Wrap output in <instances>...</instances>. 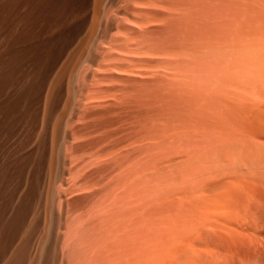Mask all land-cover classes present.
<instances>
[{
	"label": "rangeland",
	"instance_id": "374dc122",
	"mask_svg": "<svg viewBox=\"0 0 264 264\" xmlns=\"http://www.w3.org/2000/svg\"><path fill=\"white\" fill-rule=\"evenodd\" d=\"M256 1L240 0L239 15L243 28L239 48L242 53L236 50L233 56L228 29L217 28L210 15L203 21L199 13L198 21L196 14L186 16L184 21L180 19L183 25L178 23V28L177 23L174 27L170 23L180 44L196 48L192 56L187 53L182 57L181 66L185 67L182 70H186L188 64L193 71L200 67L208 69L202 78L200 73L191 72L190 79H178L176 84L180 85L178 89L177 85L174 88L178 90L177 102L180 103L175 102L178 106L176 108L174 104L170 115L171 111L166 109L167 100L166 110L152 103L163 86L161 75L166 73L163 65L167 59L145 53L140 44L144 32L142 23L147 24L148 31L155 30L153 34L165 32L164 24H158L163 29L159 31L161 27L159 29L155 22L149 23L165 14V9L152 7L156 6L153 0H0V264H68L71 252L78 251L79 238L84 239L75 234L84 223L83 215L89 209L92 211L99 206L101 210L100 207L113 205L122 192L126 211L124 254L129 250L131 254V257L128 253L124 255V264H151L150 254L141 246L147 241L155 247L165 244L164 238H154L158 222L162 231L173 228V239L177 240L172 251H166L162 264H184L187 258L193 259L192 264H264V216L261 213L262 210L264 213V0ZM146 3L153 5L149 7ZM248 21L251 23V39H247L245 23ZM188 55L198 56V62ZM199 58L204 62L203 66ZM206 66L213 68L209 70L210 67ZM219 70H226L235 86H220L219 80L225 74H217ZM234 90L239 94H228ZM217 99L226 105L238 106L240 121L244 120L242 113L248 111L254 130L251 134L253 139L250 140V134L243 130L228 132L224 140L219 137V130L212 129L213 119L220 121L223 114L229 117L233 109L220 107L219 113ZM189 102L194 104L191 119L195 120L196 126L192 129L194 132L191 130L192 133L188 134V142L172 146L165 138H143L146 120L152 112L162 109L163 115L167 111L175 124L179 116L183 117L184 112L192 108ZM185 106L190 107L185 110ZM196 110L201 115L205 111L203 119L199 118ZM211 117L213 119L210 120ZM203 127H208L204 133L200 132ZM258 131L263 135L257 134ZM221 140L227 142L226 145H221ZM172 147L173 151H169ZM149 150L153 156L147 154ZM161 153L163 156H159ZM224 153L230 154L226 157L222 156ZM149 158L157 163L151 166ZM184 180L187 182L181 186ZM231 180L240 181L244 188L229 203L222 195L221 186L233 183ZM251 186L252 193L249 192ZM215 188L218 191H212ZM179 198H185L183 206L174 202ZM188 200L189 204L186 203ZM260 204L263 209H256ZM95 209L93 212L99 210ZM163 219H166L165 223ZM147 233L153 238H147ZM128 237L130 242L126 243ZM69 240L75 247L72 251H69ZM167 255L169 261H166Z\"/></svg>",
	"mask_w": 264,
	"mask_h": 264
},
{
	"label": "bare ground",
	"instance_id": "6f19581e",
	"mask_svg": "<svg viewBox=\"0 0 264 264\" xmlns=\"http://www.w3.org/2000/svg\"><path fill=\"white\" fill-rule=\"evenodd\" d=\"M134 1V0H133ZM144 1H146V0H144ZM251 2H252V0H251ZM255 2H258V1H256L255 0ZM154 5H156L155 7L154 6H152L151 4H148V3H146V4H148V6L149 5H151L153 8H156V9H159V7L161 8V10L162 9H165L166 10V12H165V10H164V12L163 13H165V14H161L162 16H160L159 15V17H157V18H154L153 20H150L149 21V23L150 22H155L157 25L159 24H161L162 23V25L164 24V30H165V32L164 31H161V30H163L162 29V25L161 26H159L158 25V28L159 27H161V29L159 30V29H157V30H159V31H161L162 33H160V34H153L154 32H152V31H155V30H152L151 32L150 31H148V27H147V24L146 23H142V28H143V30H144V32L142 33V36H143V38L141 39V37H140V44H142V51H144L145 53H147V54H150V55H154L153 57H155V56H158V57H164L165 59H167L166 60V62H165V65H163L164 66V68H165V70H166V73L165 74H162L161 76H162V82H163V86H162V88H158L159 89V91H158V93H157V95H155L156 96V99L154 100L155 102H152V103H155L157 106H159V107H163V109L164 110H166L167 109V111H171L170 112V115L171 114H173V106H174V104H175V106H176V103H180V102H177V99L179 100V98H178V90L176 91V89L174 88L176 85V87H177V89H178V86L180 85L179 83V85L178 84H176L177 83V81H178V79L180 78V77H182V78H185V79H187L190 75H192L191 74V72L194 74V72H195V74H201V78H202V76L206 73V71L208 72V69L206 70V68H202V67H200L197 71H193V70H190V66L191 65H189L188 64V68H186V70L184 69V70H182V68H185V67H183L184 65H182L181 66V64H182V57L185 55H187V53L188 54H190L191 56L193 55V53L194 52H196V48L195 47H189V46H187L186 44H180V42H178V39H177V36L176 35H174L173 34V27L176 25V23H177V28H178V23H180L181 24V20L183 19V21H184V19L186 18V16H195V14L197 15L196 17H197V21L200 19V18H202V21L203 20H205L206 18L205 17H207V15H210V17L213 19V21L215 22V26L217 25V28L218 27H223V28H225L226 30L228 29V33H229V36H230V40H231V42H232V56L235 54V52H236V50H240L241 51V53H242V49L241 48H239V44H240V37H241V32H242V23H241V20H240V15H239V6H240V0H160V2H159V0H153V2H152ZM262 3V2H261ZM260 3V4H261ZM131 4V3H130ZM139 5V4H138ZM242 5H243V3H242ZM249 5V4H248ZM263 5V4H262ZM141 6H143L142 4H141ZM146 6V5H145ZM147 6V7H148ZM151 6H149V7H151ZM138 8V7H137ZM141 8V7H140ZM139 8V9H140ZM262 9V8H261ZM159 11V10H158ZM168 11V12H167ZM241 12V11H240ZM150 13V12H149ZM166 13H168V14H166ZM198 13H199V16H201L199 19H198ZM138 15V14H137ZM149 16V15H148ZM157 16V15H156ZM181 16H182V18H181ZM259 16V15H258ZM195 17V18H196ZM181 19V20H180ZM192 19V18H191ZM255 20V19H254ZM142 21V20H141ZM189 21V20H188ZM187 21V22H188ZM201 21V22H202ZM186 22V23H187ZM259 22V21H258ZM148 23V24H149ZM155 23L153 24V25H155ZM172 24V26H171V24ZM193 23V22H192ZM194 23H196V22H194ZM181 25H183V23L181 24ZM181 25H180V27H181ZM166 26V27H165ZM185 26H187V25H185ZM203 26V25H202ZM201 26V27H202ZM245 26H246V30H247V34H248V36H247V39L248 38H250L251 39V23H249V21L248 22H246L245 23ZM179 27V28H180ZM219 28V29H220ZM145 29H147L146 31H145ZM184 29V28H183ZM183 29H180V30H182V32H184V30ZM187 29V28H186ZM190 29V28H189ZM149 30H150V28H149ZM156 30V31H157ZM179 30V31H180ZM222 30H224V29H222ZM188 31V30H187ZM199 31V30H198ZM197 31V32H198ZM202 31V30H201ZM208 31V30H207ZM220 31V30H219ZM186 32V31H185ZM200 32V31H199ZM175 33V32H174ZM180 33V32H179ZM195 33H196V31H195ZM204 33H206V32H204ZM183 34V33H182ZM201 34V33H200ZM124 35V34H123ZM139 35H141V34H138V36ZM183 35H185V34H183ZM183 35H181V36H183ZM191 35V34H190ZM194 35V34H193ZM197 37H198V35L197 34H195ZM218 35V34H217ZM223 35V34H222ZM126 36V35H125ZM137 36V35H136ZM137 36V37H138ZM202 36V35H201ZM220 36V35H219ZM185 37V36H184ZM223 37V36H222ZM135 37H133V39H134ZM219 38V37H218ZM224 38V37H223ZM246 38V37H245ZM132 39V40H133ZM195 39V38H194ZM221 39V38H220ZM136 40H138V39H136ZM209 40V39H208ZM126 41V40H125ZM139 41V40H138ZM138 41H137V44H138ZM191 41V40H190ZM195 41V40H194ZM199 41H200V38H199ZM209 41H211V40H209ZM225 41V40H224ZM248 41V40H247ZM134 42V41H133ZM197 42V41H196ZM221 42H223L222 40H221ZM250 42V41H249ZM256 42V41H255ZM135 43V42H134ZM133 44V43H132ZM197 44V43H196ZM216 44H217V42H216ZM219 44V43H218ZM136 45V44H135ZM241 45H243V44H241ZM240 45V46H241ZM247 45V44H246ZM208 46V45H207ZM216 46V45H215ZM214 46V47H215ZM220 46V45H219ZM198 47H199V45H198ZM202 47V46H201ZM222 47V46H221ZM206 48V47H205ZM239 48V49H238ZM253 48V47H252ZM141 49V48H140ZM202 49V48H201ZM204 49V48H203ZM211 49V48H210ZM216 50V49H215ZM222 50V49H221ZM220 50V51H221ZM141 51V50H140ZM219 51V50H218ZM219 51V52H220ZM208 52V51H207ZM218 52V53H219ZM237 53V52H236ZM138 54V53H137ZM240 54V53H239ZM213 55V54H212ZM144 56H146V55H144ZM151 56V57H152ZM178 56L180 57L179 59H178ZM184 56V57H185ZM189 56V55H188ZM241 56V55H240ZM147 57V56H146ZM190 57V56H189ZM214 57V56H213ZM156 58V57H155ZM192 58H194V60H196V63L198 62L197 61V58H198V56H197V58L196 57H190V59H192ZM225 58V57H224ZM144 59V58H143ZM151 59V58H150ZM189 59V58H188ZM256 59V58H255ZM199 60H200V58H199ZM220 60V59H219ZM154 61V60H153ZM152 61V62H153ZM187 61V59L185 60V62ZM148 62V61H147ZM189 62V61H188ZM187 62V63H188ZM195 62V61H194ZM194 62H193V64H194ZM223 62H226V61H223ZM233 62H234V60H233ZM232 62V63H233ZM243 62V60L241 61V63ZM144 63H146V62H144ZM158 63H159V61H158ZM160 63H161V61H160ZM196 63H195V65H196ZM235 63V62H234ZM238 63V62H237ZM240 63V62H239ZM133 64V63H132ZM140 64V63H139ZM142 64V63H141ZM183 64H184V61H183ZM186 64V63H185ZM202 64H204V62H202L201 60H200V65H202ZM206 64V63H205ZM219 64V63H218ZM231 64V63H230ZM195 65H192V67L193 66H195ZM264 65V64H263ZM203 66V65H202ZM114 67V66H113ZM155 67H157V66H155ZM196 67H197V65H196ZM195 67V68H196ZM205 67V66H204ZM206 67H208V66H206ZM210 67V69L209 70H211L213 67L212 66H209ZM208 67V68H209ZM212 67V68H211ZM243 67H245V66H243ZM164 68H162V69H164ZM139 69V68H138ZM155 69V68H154ZM162 69H160V71L162 70ZM120 70V69H119ZM145 70V69H144ZM147 70H150V69H147ZM158 69H156V71H157ZM217 70V69H216ZM151 71V70H150ZM155 71V70H154ZM153 71V72H154ZM215 71V70H214ZM228 71H230V70H228ZM240 71H242V70H240ZM163 72V71H162ZM137 73V72H136ZM190 73V74H189ZM220 74V73H224L225 74V77L223 78H221L220 80H219V83H220V86H222V87H224V86H228V85H234L235 86V83H234V81H232V83L230 82V80L232 79L231 77V79L229 80V77H228V74L229 73H227L226 72V70H223V71H221V70H219L218 72H217V74ZM147 74V73H146ZM152 74V73H151ZM211 74V73H210ZM215 74V73H214ZM213 74V75H214ZM148 75V74H147ZM153 75V74H152ZM207 75V74H206ZM212 75V76H213ZM151 75H149V77H150ZM154 76V75H153ZM158 76H159V74L156 76L157 78H158ZM210 76V75H209ZM199 77V76H198ZM207 77V76H206ZM241 77V76H240ZM194 78V77H193ZM196 78V77H195ZM204 78V77H203ZM239 78V77H238ZM237 78V79H238ZM154 79V78H153ZM189 79H190V77H189ZM188 79V80H189ZM211 79V78H210ZM234 79V78H233ZM188 80H187V83H188ZM204 80H205V78H204ZM183 81V80H182ZM217 81V80H216ZM161 82V81H160ZM186 82V81H185ZM197 82V81H196ZM199 83H200V79H199V81H198ZM201 82H203V81H201ZM210 82V81H209ZM173 83V84H172ZM183 84H184V82H182ZM181 83V84H182ZM204 83V82H203ZM190 84H193V83H190ZM209 84V83H208ZM213 84H214V81H213ZM154 85V84H153ZM195 85V84H194ZM197 85V84H196ZM218 85V84H217ZM185 87H186V83H185V85H184ZM184 86H181L182 88L184 87ZM190 86V85H189ZM198 86H199V84H198ZM202 86V85H201ZM201 86H200V88H201ZM210 86V85H209ZM213 86V85H212ZM220 86H218V87H220ZM154 87H156L155 85H154ZM194 87V86H193ZM157 88V87H156ZM155 88V90H158V89H156ZM199 88V89H200ZM185 89V88H184ZM188 89V88H187ZM202 89V88H201ZM220 88H218V90H219ZM236 89V88H235ZM181 90H183V89H181ZM189 90H191V87H190V89ZM208 90H210V89H208ZM226 90H228V89H226ZM150 91V90H149ZM149 91H147L148 93H149ZM157 92V91H156ZM156 92H154V93H156ZM181 92V91H180ZM198 92V91H197ZM201 92V91H200ZM234 92L235 93H238L239 94V92L237 91L236 92V90H234V91H231V92H229L228 94H233V96H235L236 94H234ZM146 93V92H145ZM147 93V94H148ZM154 93H152V95L154 94ZM191 93V92H190ZM216 93V92H215ZM215 93H213V94H215ZM218 93V92H217ZM225 94H227V92H224ZM144 94V93H143ZM197 94H199V93H197ZM241 94V93H240ZM151 95V96H152ZM188 95H190L191 96V94H188ZM199 95H201V94H199ZM204 95H205V93H204ZM141 96V95H140ZM144 96H145V94H144ZM208 96V95H207ZM214 96V95H213ZM225 96V95H224ZM224 96H222V97H224ZM237 96H239V95H237ZM180 97V96H179ZM188 97V96H187ZM231 97V96H230ZM139 98V97H138ZM143 98V97H142ZM141 98V99H142ZM168 98V99H167ZM181 98V97H180ZM194 98V97H193ZM224 98H227V96L226 97H224ZM229 98V97H228ZM236 98V97H235ZM151 99V98H150ZM184 99V98H183ZM186 99V98H185ZM241 99V98H240ZM146 100V99H145ZM168 102H167V101ZM189 100H191V98L189 99ZM194 100V99H193ZM196 100V99H195ZM217 100H219L217 103H218V105H219V108L221 107L222 109L225 107V108H228V107H231L232 109H233V112L231 113V115H229V117H228V115H227V117H225V114H223V116L220 118V121H217V120H215V119H213V117H211L210 118V120L211 119H213V127H212V129L214 128V129H218L219 130V134L218 135H220L219 137H221V139H223V137H225L226 135H227V133L228 132H236V131H244V132H246L247 134H250V140L251 139H253V138H251L252 136H251V134L253 135L254 134V130H253V128H252V122L248 119V111L246 112V111H244L243 113H242V116H243V121H240V117H241V114L239 115V118H238V106H236L235 104H232V105H229V104H225V102H222V101H220V99H217ZM222 100V99H221ZM239 100V99H238ZM244 100V99H243ZM263 100V99H262ZM184 102L186 101V100H183ZM182 101V102H183ZM204 101V100H203ZM223 101H224V99H223ZM230 101V100H229ZM233 101V100H232ZM137 102V101H136ZM143 103H144V99H143V101H142ZM168 103V105H167V108L165 107L166 106V104L165 103ZM176 102V103H175ZM181 102V103H182ZM183 102V103H184ZM216 102V101H215ZM146 103V102H145ZM188 103V102H187ZM189 103H191V102H189ZM194 103V102H193ZM203 103V102H202ZM229 103V102H228ZM142 104V103H141ZM171 104H172V106H171ZM192 104V103H191ZM190 104V105H191ZM137 105V104H136ZM181 105V104H180ZM179 105V106H180ZM189 105V104H188ZM197 105V104H196ZM200 105H202V104H200ZM208 105V104H207ZM156 106V107H157ZM174 106V107H175ZM178 106V105H177ZM177 106H176V108H177ZM182 106V105H181ZM198 106V105H197ZM262 106V105H261ZM186 108H185V110L186 109H188L189 107H187V106H185ZM200 107V106H199ZM203 108V110H204V107H205V105L204 106H202ZM148 108V107H147ZM158 108V107H157ZM166 108V109H165ZM191 108V107H190ZM188 109L189 111H190V113H189V111L187 112V111H185L184 113L186 114H188V115H186V116H184V115H182L183 117H181V116H179V118L177 119V120H175L174 122H175V124L173 123V121L171 122V117L170 116H168L169 114H167L166 112L167 111H164V113H163V115H162V112H163V110L162 109H160V108H158V109H160V111H156V113H155V111L154 112H152V113H154V114H152L151 113V115L153 116H151V115H149L150 116V124L147 122V121H149V119L148 120H146V123H147V128H146V132L145 131H143V133H144V136H143V134L142 135H140L139 134V136H143V138L145 137V138H148V139H150V140H158V139H161V138H165V139H167V140H169L168 142H169V144H170V142L172 143V146L173 145H176V146H178V144H181V145H183L184 143H185V141L187 140V142H188V139H189V133H192L191 132V130L196 126V125H194V122H195V120L193 121L192 119H191V116H192V112L191 111H193L194 112V104H192V108H193V110H191V109ZM201 108V107H200ZM219 108H218V110H219ZM221 108H220V110L218 111L219 113H220V111H221ZM230 108V109H231ZM249 108V107H248ZM144 109V108H143ZM146 109V108H145ZM184 109V108H183ZM197 109V108H196ZM199 109V108H198ZM215 109V108H214ZM231 109V110H232ZM157 110V109H156ZM179 110L180 109H178L177 111L179 112ZM200 110V109H199ZM216 110V109H215ZM196 111H198V110H196ZM202 111V110H201ZM213 111V110H212ZM211 111V112H212ZM230 111V110H229ZM241 111V110H240ZM205 112V111H204ZM203 112V113H204ZM211 112H210V114H211ZM223 112H225L224 110H223ZM242 112V111H241ZM198 113H199V111H198ZM197 113V115H199L200 117L199 118H201V119H203L202 118V115H203V113H202V115L199 113L198 114ZM262 113V112H261ZM205 114V113H204ZM210 114H208V115H210ZM215 114H216V112H215ZM227 114V113H226ZM177 115H179V114H177ZM207 115V116H208ZM217 115H218V113H217ZM217 115H215V117L217 116ZM195 116V115H194ZM206 116V117H207ZM214 116V115H213ZM144 117V116H143ZM193 117V116H192ZM214 117V118H215ZM152 118V119H151ZM174 118H176V117H174ZM196 118H198V116L196 117ZM257 118V117H256ZM255 118V119H256ZM200 119V122H202V120ZM250 121H248V120ZM254 119V120H255ZM258 119V118H257ZM142 120V119H141ZM197 120V119H196ZM253 120V121H254ZM140 121V120H139ZM199 121V120H198ZM215 121V122H214ZM193 122V123H192ZM208 122H212V121H208ZM207 122V123H208ZM143 123V122H142ZM146 123H145V125H146ZM149 124V125H148ZM195 124H198L199 125V123H195ZM144 125V126H145ZM173 125V126H172ZM209 125H211V123L209 124ZM143 126V125H142ZM143 126V127H144ZM172 127V128H171ZM70 128V127H69ZM181 128V129H180ZM207 128L208 127H203V128H200L201 129V131L200 132H203L204 133V131L203 130H207ZM184 129V130H183ZM195 129V128H194ZM211 129V128H210ZM209 129V130H210ZM216 129V130H217ZM193 131V130H192ZM215 131V130H214ZM260 131H263V130H260ZM260 131H258L257 132V134L260 132ZM194 132V131H193ZM141 133V132H140ZM147 133V134H146ZM215 133V132H214ZM146 134V135H145ZM229 134V133H228ZM239 134V133H238ZM247 134H245V136H247ZM259 134H261V133H259ZM199 135H200V133H199ZM261 135H263V134H261ZM138 136V137H139ZM193 137H194V135H192ZM192 136H190V138L192 137ZM206 136V135H205ZM210 136H212V135H210ZM200 137V136H199ZM237 137V136H236ZM249 137V136H248ZM255 138L256 137H258V135L257 136H254ZM263 137H264V135H263ZM197 138V137H196ZM201 138H203V136L201 137ZM211 138V137H210ZM259 138H260V136H259ZM138 139V138H137ZM136 139V140H137ZM140 139H142V138H140ZM139 139V140H140ZM238 139V138H237ZM243 140V137L242 138H240V140ZM261 139V138H260ZM194 140V139H193ZM206 140V139H205ZM224 140V139H223ZM254 140H259V139H254ZM138 141V140H137ZM143 141L145 142V140L143 139ZM197 141V140H196ZM207 141V140H206ZM213 141V140H212ZM215 141V140H214ZM220 141V140H219ZM219 141H218V145H219ZM222 141V140H221ZM230 141H232V140H230ZM148 142H150V141H148ZM160 141H158V143H159ZM167 141H165V143H166ZM190 142V141H189ZM205 142V141H204ZM215 142H217V140L215 141ZM226 142V141H225ZM229 142V141H228ZM237 142V141H236ZM248 142V141H247ZM164 143V142H163ZM206 143V142H205ZM211 143H213V142H211ZM221 143V145H226V143H224L223 141L222 142H220ZM239 143V142H238ZM145 144V143H144ZM148 144H150V143H148ZM193 144V143H192ZM197 144V143H196ZM196 144H195V146H196ZM200 144H201V142H200ZM251 144V143H250ZM253 144V143H252ZM168 145V144H167ZM234 145H236V143L234 144ZM146 146L147 145H145L144 146V148L146 149ZM175 146V147H176ZM190 146H191V144H190ZM207 146V145H206ZM208 146H210L209 145V143H208ZM213 147L215 146L214 144L212 145ZM229 146V145H228ZM192 147V146H191ZM199 147V146H198ZM143 148V149H144ZM149 148V147H148ZM179 148V147H178ZM208 148V147H207ZM68 149V148H67ZM142 149V147L140 148V150ZM142 149V151L144 152L145 150H143ZM152 150L154 149V147L153 148H151ZM182 149V148H181ZM194 149H198V148H194ZM199 149H200V147H199ZM201 149L203 150V149H205V147L204 148H202L201 147ZM222 150H225V148L224 147H222L221 148ZM240 149V148H239ZM148 150V149H147ZM175 150V149H174ZM191 150V149H190ZM169 151H173V147H172V149L170 150L169 149ZM184 151V150H183ZM193 151V150H192ZM191 151V152H192ZM196 151V150H195ZM141 152V151H140ZM147 152V151H146ZM149 152H150V154H149ZM187 152H188V150H187ZM218 152V153H217ZM175 153H176V151H175ZM177 153H178V151H177ZM203 153H205L204 151H203ZM216 153L217 154H219L220 152L217 150L216 151ZM236 153V152H235ZM244 153H245V151H244ZM132 154V153H131ZM148 155H152L151 154V151L149 150L148 151V153H147ZM146 154V155H147ZM162 154V153H161ZM191 154V153H190ZM193 154V153H192ZM207 154V153H206ZM228 154H230V153H228ZM227 154V155H228ZM176 154H174V156H175ZM216 154H214V156H215ZM226 155V153H224V155H222V156H225ZM227 155H226V157H227ZM142 156V155H141ZM153 156V155H152ZM152 156H151V158H152ZM159 156H163V154L162 155H159ZM173 156V157H174ZM219 156V155H218ZM122 157V156H121ZM139 157V156H138ZM176 157H178V156H176ZM175 157V158H176ZM181 157V156H180ZM179 157V158H180ZM220 157V156H219ZM218 157V158H219ZM119 158V157H118ZM129 158V157H128ZM128 158H127V160H128ZM159 158V157H158ZM166 158H167V156H166ZM174 158V159H175ZM231 158V157H230ZM264 158V157H263ZM262 158V159H263ZM141 159V158H140ZM143 159V158H142ZM170 159H172V158H170ZM174 159L172 160L173 162H174ZM149 160H150V158H149ZM175 160H177V159H175ZM126 161V160H125ZM147 161V160H146ZM152 160H150L149 162H150V165L152 166L153 164H155V163H157V161L155 162V160H154V162L155 163H153V162H151ZM162 161H164V160H162ZM188 161H190V159L188 158ZM104 162H106V161H104ZM139 162V161H138ZM168 162V161H167ZM216 162V161H215ZM141 163V162H140ZM153 163V164H152ZM161 163V162H160ZM159 163V164H160ZM171 163V162H170ZM174 163H176V161L174 162ZM256 163V162H255ZM162 164V163H161ZM160 164V165H161ZM167 164H169V163H167ZM204 166H206V164H204V162L202 163ZM218 164H221V163H219L218 162ZM232 164V163H231ZM259 164V163H258ZM100 165V164H99ZM149 165V166H150ZM157 165V164H156ZM160 165H158V167L160 166ZM172 165H174L173 163H172ZM176 165V164H175ZM124 166V165H123ZM142 166H144L143 164H142ZM155 166V165H154ZM164 165H161V167H163ZM177 166V165H176ZM175 166V167H176ZM200 166V165H199ZM199 166H198V168H199ZM246 166V165H245ZM256 166H257V164H256ZM139 167V166H138ZM203 167V166H202ZM243 167V166H242ZM128 168V167H127ZM134 168H137V167H134ZM170 168V167H169ZM213 168V167H212ZM216 168V167H215ZM226 168V167H225ZM238 168V167H237ZM254 168V167H253ZM133 169V168H132ZM143 169H145V168H143ZM147 169V168H146ZM159 169V168H158ZM204 169H206L205 167H204ZM247 169V168H246ZM137 170H138V168H137ZM136 170V172L135 173H137L138 171ZM148 170V169H147ZM160 170V169H159ZM167 170H169V169H167ZM238 170V169H237ZM262 170V169H261ZM127 171V170H126ZM145 171V170H144ZM151 171H154L153 169L151 170ZM166 171V170H165ZM140 172V171H139ZM186 172V171H185ZM218 172V171H217ZM131 174V173H130ZM134 174V173H133ZM143 174H144V172H143ZM207 174V173H206ZM226 174V173H225ZM125 175V174H124ZM179 175H180V173H179ZM182 175V174H181ZM184 175V174H183ZM218 175V174H217ZM220 175V174H219ZM223 175V174H222ZM140 176H141V174H140ZM174 176H176V175H174ZM173 176V177H174ZM204 176H205V174H204ZM207 176V175H206ZM181 177H183V176H181ZM180 177V178H181ZM189 177H191V176H189ZM198 177V176H197ZM211 177V176H210ZM210 177H208V178H210ZM131 178V177H130ZM149 178V177H148ZM147 178V179H148ZM151 178V177H150ZM149 178V179H150ZM163 178V177H162ZM161 178V179H162ZM166 178V177H165ZM179 178V179H180ZM202 178V177H201ZM216 178V177H215ZM125 179V178H124ZM127 179H128V177H127ZM164 179V178H163ZM237 179V178H236ZM236 179H235V181H236ZM126 180V179H125ZM130 180V179H129ZM151 180V179H150ZM150 180H148V181H150ZM155 180V179H154ZM177 180V179H176ZM190 180V179H189ZM199 180V179H198ZM239 180V179H238ZM137 181V180H136ZM145 181H147L146 179H145ZM173 181V180H172ZM181 181V180H180ZM179 181V182H180ZM235 181H232L231 180V182H233V183H230V182H228L227 184L226 183H224V185H222L221 186V192H222V195L224 196V198H226V199H228V201H229V203L230 202H232V200L231 199H236V195H237V193L239 194L242 190V188H244V186H242V185H240L239 183H240V181H237V182H235ZM177 182V181H176ZM184 182H187V180H184L182 183V185L181 186H184L185 185V183ZM126 183H128V182H126ZM125 183V184H126ZM134 183H135V181H134ZM171 183V182H170ZM247 183H249V182H247ZM262 183V182H261ZM119 184V183H118ZM124 184V185H125ZM151 184H153V183H150V185ZM181 184V183H180ZM188 184V183H187ZM211 184V183H210ZM223 184V183H222ZM255 184V183H254ZM138 185V184H137ZM140 185V184H139ZM149 185V186H150ZM197 185V184H196ZM200 185V184H199ZM202 185V184H201ZM118 186V185H117ZM116 186V187H117ZM126 186V185H125ZM144 186V185H143ZM142 186V187H143ZM155 186V185H154ZM129 187V186H128ZM141 187V188H142ZM157 188H158V186H156ZM180 187V186H179ZM222 187H225V188H227V189H222ZM250 187V186H249ZM136 188V187H135ZM140 188V189H141ZM144 188V187H143ZM184 188V187H183ZM183 188H181L182 190H183V192L182 193H184L185 192V190L183 189ZM199 188V187H198ZM213 188V187H212ZM256 188V187H255ZM119 189V188H118ZM146 189H147V187H146ZM171 189V188H170ZM250 190H249V192L251 191V189H252V186H251V188H249ZM254 189V188H253ZM114 190V189H113ZM145 190V189H144ZM156 190V189H155ZM209 190V189H208ZM223 190V191H222ZM241 190V191H240ZM245 190V189H244ZM247 190V189H246ZM263 190V189H262ZM108 191V190H107ZM115 191V190H114ZM148 191V190H147ZM172 191V190H171ZM212 191H218V189L217 188H215V190H212ZM257 191H259V189L257 190ZM143 193L145 192V191H142ZM148 192H150V190L148 191ZM175 192V191H174ZM179 192V191H178ZM210 192H211V190H210ZM220 192V191H219ZM247 192V191H246ZM105 193V192H104ZM126 193V192H125ZM139 193V192H138ZM146 193V192H145ZM212 193V192H211ZM251 193H252V191H251ZM255 193V192H254ZM253 193V194H254ZM156 194V193H155ZM204 194V193H203ZM108 195V194H107ZM129 195V194H128ZM140 195V194H139ZM144 195V194H143ZM146 195V194H145ZM149 195V194H148ZM171 195H172V193H171ZM210 195V194H209ZM215 195V194H214ZM241 195V194H240ZM239 195V196H240ZM263 195V194H262ZM110 196H112L111 194H110ZM118 196H120L119 198H118V200H117V202H116V200H115V202L113 203V205L111 204V205H108L107 207H100L101 208V210L98 208V207H95V208H97V209H99V210H97V211H95V212H93L94 210H96L95 208L92 210V208H91V210L92 211H90V209H89V211H87L86 212V214L85 215H83L84 216V223L82 224L81 223V226L77 229V231H76V235H77V237L78 236H80L81 235V237H84V239H80L79 238V240H78V242H75V240H74V242L75 243H78L77 244V247H78V251L77 252H73V254H74V256H73V254H72V252H71V254L69 255V257L71 256V260H70V258L69 257H67V258H69V262H67L68 264H124V255L125 254H127V255H130V257H131V254H129V252H130V250L128 251V252H126L125 254H124V213L126 212V211H124V192H122V194L120 193ZM176 196V195H175ZM178 196V195H177ZM203 196V195H202ZM243 196H244V194H243ZM136 197H137V195H136ZM143 197V196H142ZM141 197V198H142ZM161 197V196H160ZM182 197V196H181ZM199 197V196H198ZM109 198V197H108ZM149 198V197H148ZM164 198H165V196H164ZM168 198V197H167ZM144 199V198H143ZM142 199V200H143ZM159 199H161V198H159ZM178 199V198H177ZM184 199L185 198H179V200L177 201V200H175L174 202L175 203H182V205L181 206H183V204H184V202L186 201H184ZM192 199V198H191ZM203 199V198H202ZM241 199V198H240ZM256 199V198H255ZM148 200V199H147ZM199 200H201V199H199ZM242 200H244V199H242ZM101 201V200H100ZM130 201V200H129ZM135 201V200H134ZM161 201V200H160ZM194 201H196L195 199H194ZM213 201V200H212ZM240 201V200H239ZM247 201V200H246ZM104 202V201H103ZM145 202H147V201H145ZM189 202V200L186 202V203H188ZM206 202V201H205ZM235 202V201H234ZM245 202V201H244ZM126 203V202H125ZM141 203V202H140ZM200 203V202H199ZM207 203V202H206ZM205 203V204H206ZM247 203V202H246ZM261 203V202H260ZM132 204H133V202H132ZM161 204H162V202H161ZM189 204V203H188ZM187 204V206H189ZM235 204V203H234ZM258 204H259V201H258ZM263 204V203H262ZM94 205V204H93ZM126 205H127V203H126ZM157 205V204H156ZM165 205V204H164ZM164 205H163V207H164ZM171 205V204H170ZM240 205V204H239ZM250 205V204H249ZM252 205H254V201H253V203H252ZM251 205V206H252ZM160 206H162V205H160ZM160 206H159V210H160ZM172 206V205H171ZM174 206H175V204H174ZM179 206V205H178ZM187 206L185 207V205H184V207L185 208H187ZM264 206V205H263ZM262 206V207H263ZM128 207V206H127ZM162 207V208H163ZM168 207V206H167ZM173 207V206H172ZM244 207H245V205H244ZM250 207V206H249ZM257 207H261V204L259 205V206H256V209H257ZM261 207V208H262ZM138 208V207H137ZM170 208V207H169ZM182 208V207H181ZM195 208V207H194ZM239 208V207H238ZM250 208H252V207H250ZM255 208V207H254ZM261 208H260V210H261ZM145 209V208H144ZM154 209V208H153ZM157 209V208H156ZM173 209V208H172ZM237 209V208H236ZM246 209V208H245ZM263 209V208H262ZM86 210V209H85ZM151 210H152V208H151ZM158 210V211H159ZM167 210L168 209H166L165 211V213H167ZM176 210H180V209H176ZM192 209L190 208V211H191ZM252 210V209H251ZM135 211V210H134ZM171 211V210H170ZM173 211H175V210H173ZM173 211H171V212H173ZM187 211H188V213H191V212H189V209L187 208ZM195 211V210H194ZM204 211V210H203ZM245 211V210H244ZM247 211V210H246ZM249 211H250V209H249ZM255 211V210H254ZM149 212H150V210H149ZM154 212L156 213V211L154 210ZM178 211H176V213H177ZM183 212V211H182ZM205 212V211H204ZM207 212V211H206ZM135 213V212H134ZM160 213H164V212H162V210H161V212ZM179 213V212H178ZM209 213V212H208ZM262 215L264 216V213H263V210H262ZM141 214V213H140ZM143 214V213H142ZM149 214V213H148ZM151 214V213H150ZM162 214H159V215H162ZM175 214V213H174ZM210 214V213H209ZM252 214H255V213H252ZM76 215V214H75ZM138 215V214H137ZM154 214H153V212H152V216H153ZM201 215V214H200ZM77 216V215H76ZM149 216V215H148ZM157 216V215H156ZM155 216V217H156ZM176 216V215H175ZM175 216L173 217V218H175ZM201 216H203V215H201ZM207 216H209V215H207ZM128 217V216H127ZM136 217V216H135ZM137 217H139V215L137 216ZM145 217V216H144ZM161 217V216H160ZM178 217V216H177ZM176 217V218H177ZM190 217H191V214H190ZM204 217H206V214H205V216ZM210 217V216H209ZM140 218V217H139ZM154 218V217H153ZM153 218H151V219H153ZM181 218H182V214H181ZM211 218H212V216H211ZM142 219H143V217H142ZM141 219V220H142ZM147 219H149V218H147ZM166 219H168V217H166ZM166 219H163V223H165V221L164 220H166ZM179 219V218H178ZM178 219H174V220H177V223H179V220ZM198 219H199V217H198ZM137 220V219H136ZM183 220V219H182ZM187 220V219H186ZM189 220V219H188ZM193 220V219H192ZM140 221V220H139ZM97 222V223H96ZM135 222V221H134ZM180 222H182V221H180ZM198 222V221H197ZM138 223V222H137ZM140 223V222H139ZM153 223H155L154 221H153ZM193 223V222H192ZM80 224V223H79ZM126 224V223H125ZM157 224H159L158 226H156V230L154 231V232H157V234H155V237L154 238H156V240H160L161 238V240H163V238H164V240H165V244L162 246V247H155L152 243L149 245V243H148V241H147V238L149 237V236H147L148 235V233L146 234V237H145V241H147V242H143V244H142V246L141 247H143L144 249H146L147 251H148V253L150 254V259H151V264H162L163 263V261H164V259L166 258V251L168 250L169 251V249H171L172 247H174L176 244V239H173V228H169L168 227V231L167 230H165V231H162L161 230V228H160V223L158 222ZM155 225V224H154ZM161 225H163L162 223H161ZM186 225V224H185ZM184 225V226H185ZM190 225V224H189ZM129 227H130V225H129ZM149 227V226H148ZM147 227V228H148ZM175 227V226H174ZM146 228V227H145ZM146 228V229H147ZM154 228V227H153ZM75 229V228H74ZM167 231V232H166ZM226 231V230H225ZM138 232V231H137ZM147 232V231H146ZM146 232H144V233H146ZM158 232H160V233H158ZM163 232H164V235H163ZM176 232H177V229H176ZM176 232H174V234L176 233ZM180 232V231H179ZM230 232V231H229ZM228 232V233H229ZM127 233V232H126ZM233 233V232H232ZM150 234H151V232H150ZM149 234V235H150ZM167 234V235H166ZM177 234V233H176ZM187 234V233H186ZM75 235V236H76ZM127 235V234H126ZM137 235V234H136ZM140 235H143V234H140ZM154 235V234H153ZM151 237V236H150ZM149 237V238H150ZM207 237V236H206ZM76 238V237H75ZM142 238H143V236H142ZM151 238H153V237H151ZM128 239H129V237H128ZM127 239V240H128ZM77 240V239H76ZM192 241V240H191ZM67 242H69V244H70V240L69 241H67ZM130 242V239L128 240V242H126V243H129ZM132 242V241H131ZM141 242V243H142ZM158 242V241H157ZM66 243V242H65ZM64 243V244H65ZM73 243V242H72ZM70 244V248H71V250H69V251H72V248H75V247H72V245L73 244ZM133 243V242H132ZM135 243V242H134ZM137 244H138V242H136ZM140 243V242H139ZM158 244V243H157ZM156 244V245H157ZM128 245V244H127ZM127 245H125V246H127ZM133 245V244H132ZM135 245V244H134ZM63 246V245H62ZM75 246H76V244H75ZM129 246V245H128ZM65 247H67V244L65 245ZM189 247V246H188ZM139 248H140V246H139ZM193 248V247H192ZM69 248H67L66 250H64V251H67ZM173 249V248H172ZM172 249H171V251H172ZM74 250V249H73ZM141 250H143V249H141ZM126 251V250H125ZM167 251V252H168ZM193 251V250H192ZM69 253V252H68ZM131 253H132V250H131ZM142 253V252H141ZM184 253V252H183ZM186 253V255L188 254V252H185ZM197 253V252H196ZM63 254V253H62ZM134 254V253H133ZM136 255V254H135ZM185 255V254H184ZM202 255V254H201ZM200 255V256H201ZM225 255V254H224ZM189 256V255H188ZM146 257V256H145ZM167 260L166 261H169L168 259H169V255H167ZM149 258V257H148ZM186 258V257H185ZM191 258V257H190ZM144 259V258H143ZM68 260V259H67ZM126 260V259H125ZM132 260V259H131ZM130 260V261H131ZM207 260V259H206ZM223 260H225L224 258H223ZM128 261V260H127ZM140 261H141V258H140ZM137 262V261H136ZM148 262H149V260H148ZM159 262V263H158ZM139 263V262H138ZM193 263V259L192 260H190L189 258H187L186 260H185V262H184V264H192ZM143 264V263H142ZM148 264V263H147ZM166 264V263H165ZM196 264V263H195Z\"/></svg>",
	"mask_w": 264,
	"mask_h": 264
}]
</instances>
